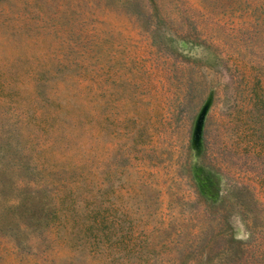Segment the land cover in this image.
<instances>
[{"label":"rangeland","instance_id":"rangeland-1","mask_svg":"<svg viewBox=\"0 0 264 264\" xmlns=\"http://www.w3.org/2000/svg\"><path fill=\"white\" fill-rule=\"evenodd\" d=\"M0 264H264V0H0Z\"/></svg>","mask_w":264,"mask_h":264}]
</instances>
